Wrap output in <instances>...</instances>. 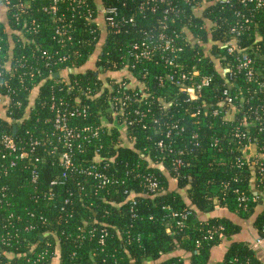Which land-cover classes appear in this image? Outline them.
Listing matches in <instances>:
<instances>
[{
    "label": "trees",
    "instance_id": "1",
    "mask_svg": "<svg viewBox=\"0 0 264 264\" xmlns=\"http://www.w3.org/2000/svg\"><path fill=\"white\" fill-rule=\"evenodd\" d=\"M6 1L0 0V62L18 66L26 60L41 74L25 76L22 85L17 77L12 80L21 89L13 95L14 103L19 98L23 106L13 105L12 124L3 118L0 122L9 133L16 127L18 142L32 137L45 145L39 160L21 162L0 181L7 188L0 204V264H184L183 253L190 264H210L214 248L225 239L228 246L217 264H264L251 247L257 237H264V172L247 161L244 142L234 137L248 108L263 101L264 89L256 79L247 81L238 74L231 80L225 74L245 51L254 58L256 77L264 79V5L173 0L177 9L165 22L172 35L180 33L177 40L184 49L176 58L179 66L155 56L133 68L127 51L139 37L138 29L104 30L101 9L115 5L123 14H137L144 28H159L165 4L143 17L137 10L140 0H125V5L123 0L66 2L60 20L36 0L19 21L9 11L10 31L1 15ZM32 19L39 27L27 31ZM237 24L243 29L235 38L232 27ZM58 26L67 33L57 35ZM234 38L239 49L229 54L225 45ZM183 72L193 76V82L183 80ZM209 75L212 82L199 92L181 89V82L198 84ZM34 89V107L28 111L25 96ZM225 89L238 96L237 102L245 100L233 120L224 119ZM127 95L122 112L114 101ZM52 96L70 106H88L87 116L70 120L81 130L70 151L78 167L107 165L103 171L112 182L99 188L97 179L75 170L64 183L51 184L62 167L46 148L69 149L53 134ZM215 108L222 112L214 114ZM86 126L97 129L98 135L82 132ZM251 135L264 154V131L251 125ZM33 165L39 171L35 183ZM148 174L159 180L158 191L146 187ZM187 209L192 215L183 227L176 226L172 212ZM217 209L252 219L255 239L237 240L241 225L225 214H214ZM211 230L213 238H205Z\"/></svg>",
    "mask_w": 264,
    "mask_h": 264
},
{
    "label": "built area",
    "instance_id": "2",
    "mask_svg": "<svg viewBox=\"0 0 264 264\" xmlns=\"http://www.w3.org/2000/svg\"><path fill=\"white\" fill-rule=\"evenodd\" d=\"M26 1V2H25ZM19 0L17 4H11V0H7L6 4L1 5L2 16L5 17L6 23L9 25V30L11 31L13 28L10 26L8 20V13L11 10V14L13 15V19L15 21H19L21 18V13L26 12L27 7L36 0ZM188 1V0H187ZM66 2H70L72 4H85V0H41L42 6L41 8L44 12L57 16L60 20H63L64 17L61 14L62 5ZM245 4L253 5L255 8H260L264 5V0H243ZM122 4H126V1L123 0ZM165 4L166 9L164 10V18L161 20V25L159 28L150 27L144 28L137 20V14L126 15L119 11V8L115 5L106 6L104 9H101V21L104 23V26L101 25V21L98 20L99 24L106 30L107 28H111L113 30H128V28H136L139 31V37L137 40L132 43L130 48L127 51L128 57L132 62L131 66L134 68L136 64L144 61L155 58V56H160L166 64L171 67L179 66L176 63V58L180 52L183 51L184 47L177 40L180 37V33H174L172 35L169 32V26L165 22L167 19V15L177 9V5L173 0H140V4H138V13L139 15L146 17V11L156 12L160 5ZM68 7V6H67ZM15 8V10H13ZM90 15L91 12L89 11ZM61 14V15H60ZM10 19V18H9ZM24 19V27L28 24L26 18ZM249 21V18H245V23ZM31 26L27 29V31L38 29L39 24H36V20L32 19ZM243 29V25L237 24L232 27V32L234 33V37H238ZM103 30V31H104ZM16 31V30H15ZM57 35L66 34V30H63L61 26H58L55 30ZM21 35V34H20ZM235 38L230 43L225 46L228 49L229 54H234L238 51L239 47L237 46ZM2 53V45L0 44V55ZM47 52L44 51V54ZM62 59H65L63 57ZM20 69L21 72H18ZM35 72L40 73V69L34 68L32 65L30 66L26 60L22 61L18 66L16 64H11L9 61L1 63L0 62V119L9 120V123L12 124L14 121V107L15 104L18 107L23 106V101L19 98L14 103L13 95H17L20 88L13 84V79L15 77L18 78V82L21 85L24 82L25 76H33ZM195 74H198L195 72ZM225 74L231 80H235L238 74H243L244 78L247 81H252L254 79L257 80V85L260 90L264 89V79L260 80L256 77V70L254 67V58L249 55L248 52L240 51L238 56L237 63L233 65V67L226 68ZM170 79L174 78V75L169 76ZM182 79L193 82V76L189 75L188 72L182 73ZM213 80L212 75L204 76L198 84H189L186 86L184 81L181 82V89L186 90L188 87L192 93L199 92L202 87L208 86ZM122 85L127 88V81H121ZM36 89H34L30 94L25 96V99L28 100V111L34 107L33 101L36 95ZM35 94V95H34ZM224 100L226 104V108L224 110V119L233 120L236 117V113L242 110L245 106L243 99L240 102H237L238 96L231 94L229 89H225L224 92ZM15 98V97H14ZM127 96H118L116 97V101H114V106L120 107L121 111L124 112V107L127 106L126 100ZM258 106V107H256ZM250 106L248 108L247 115L239 121V125L236 127L234 131V137L238 140L244 142V149L247 153H250L251 146L253 145L257 151V154L252 156H246L247 161H254V166L258 167L261 172H264V154L259 153L257 149L258 138L251 135V125H258L260 131H264V99L263 101L256 105ZM51 108L55 111V117L53 120L54 127V136L58 143H64V146L69 148L68 150H59L58 146L55 145L51 149L46 148V152L49 154L58 156V165L62 167V172L60 175L55 176L51 182L52 185H56L59 183H64L68 177V174L72 171H79V173H86L88 175L93 176L98 180V187L101 188L109 182H112L113 179L108 176L103 170L107 165H103L102 168H99L97 165H89L88 167H78L75 164L73 159V155L71 147L73 145V141L80 137V129H77L70 120L77 116H87L88 115V106H70L66 101L60 99L59 101L55 100V96H52V104ZM26 112L25 116H28L30 112ZM138 109H136L135 113H138ZM214 114H219L222 112L221 109L215 108ZM230 116V117H229ZM250 117V119H249ZM130 124L132 122H129ZM92 132L93 136L98 135V130L93 129L90 126H86L82 129V132ZM171 130L168 131L167 136H170ZM85 138H88L85 136ZM44 141L39 139H34L30 137V139L26 142H18L15 139L14 133H9L2 123L0 122V181L2 178L7 175L12 169L16 168L18 164L21 162H28L36 157V160H39L41 157L38 154L41 147L44 146ZM163 141H159V146H163ZM41 155V154H40ZM32 181L35 183L39 178L38 167L33 165L30 168ZM145 185L151 192L158 191L160 187V182L157 177L153 174H148L145 178ZM6 186L0 184V204L3 202L4 197L6 196ZM128 191H125L127 193ZM192 215V211L187 209L183 211H173L172 216L175 218L176 226L183 227L189 217ZM219 229H223L220 227ZM214 235V230L209 231L208 236L205 238L212 239ZM9 239H3L4 244H10L8 242ZM264 244V237H257L251 244L252 248H258ZM2 252L0 251V256Z\"/></svg>",
    "mask_w": 264,
    "mask_h": 264
},
{
    "label": "crops",
    "instance_id": "3",
    "mask_svg": "<svg viewBox=\"0 0 264 264\" xmlns=\"http://www.w3.org/2000/svg\"><path fill=\"white\" fill-rule=\"evenodd\" d=\"M250 154H251L250 156L257 154L256 149H255V152L253 154H252V150H250ZM257 192L258 191H256V193ZM260 195H261L260 198H263L262 200H264V189H262V191H260ZM261 203H262V201H261ZM224 210L217 209L214 214H225L228 217H231L233 220H235L239 225H241V232L237 236V240L241 239V240H249V241L252 240L253 241L256 237V230L254 228V222H252V219L243 220L241 217H239V215L234 214V213H230V212L228 213V211H226V210L224 211ZM259 210H260V208H259ZM228 242H229V239H225V241L223 243H221L220 245H218L217 247L214 248L210 264H217V262L222 258V256L226 252ZM256 251H257V256L259 257V259L264 262V245L256 248ZM175 253H176V255L178 253L182 254L181 251H176ZM185 255L186 254H184V253L181 255L183 260H184L183 263L184 264H190V262H189L190 260H188L187 256H185ZM146 264H151V262H146Z\"/></svg>",
    "mask_w": 264,
    "mask_h": 264
},
{
    "label": "rangeland",
    "instance_id": "4",
    "mask_svg": "<svg viewBox=\"0 0 264 264\" xmlns=\"http://www.w3.org/2000/svg\"><path fill=\"white\" fill-rule=\"evenodd\" d=\"M251 150H252V154L255 152V147L252 145L251 146ZM249 155H251L250 153H246V156L248 157Z\"/></svg>",
    "mask_w": 264,
    "mask_h": 264
},
{
    "label": "water",
    "instance_id": "5",
    "mask_svg": "<svg viewBox=\"0 0 264 264\" xmlns=\"http://www.w3.org/2000/svg\"><path fill=\"white\" fill-rule=\"evenodd\" d=\"M197 73H198V72H197ZM13 133H14V135L16 134V127H14V132H13Z\"/></svg>",
    "mask_w": 264,
    "mask_h": 264
}]
</instances>
